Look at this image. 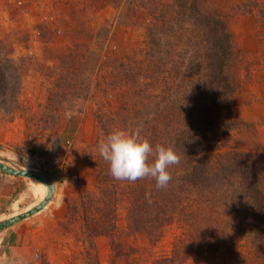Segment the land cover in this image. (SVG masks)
Instances as JSON below:
<instances>
[{
  "label": "rangeland",
  "instance_id": "1",
  "mask_svg": "<svg viewBox=\"0 0 264 264\" xmlns=\"http://www.w3.org/2000/svg\"><path fill=\"white\" fill-rule=\"evenodd\" d=\"M216 4L229 16L240 58L233 102L239 125L230 145L264 151V0ZM143 12L129 0H0V56L17 61L23 72L17 106L11 97L0 102V161L45 172L54 183L41 210L0 231V264H170L161 259L171 256L175 244L181 258L172 264H257L251 237L238 236L229 248L201 251L186 247L188 239L178 240L182 230L176 222L158 240L130 233L129 197L119 202L111 237L92 240L84 233L80 203L97 193L93 162L102 135L96 113L101 105L107 111L119 109L122 89L112 81L120 61L139 57L134 53L143 47L149 20ZM98 46L103 47L100 60ZM74 63H81L79 71L71 68ZM70 72L78 73L79 82H70L69 88L92 94L68 101L71 108L63 111L57 128L41 129L50 121L44 109L48 90L66 87L57 79ZM13 80L0 83V94L15 90ZM46 194L38 180L0 172V221L36 206Z\"/></svg>",
  "mask_w": 264,
  "mask_h": 264
},
{
  "label": "trees",
  "instance_id": "2",
  "mask_svg": "<svg viewBox=\"0 0 264 264\" xmlns=\"http://www.w3.org/2000/svg\"><path fill=\"white\" fill-rule=\"evenodd\" d=\"M129 2L135 11L145 10L149 19L145 39L134 53L139 57L120 61L112 81L122 89L119 109L107 111L101 105L98 127L102 138L115 128L139 129L153 146H172L180 163L171 167L168 186L157 188L152 177L135 182L113 178L98 155L93 162L97 193L85 195L80 203L85 235L92 240L111 237L119 202L129 197L130 233L144 232L158 240L176 222L182 230L178 240L188 239L186 247L201 251L229 248L238 236L251 237L257 264H264V151L230 145L239 125L233 102L240 86V58L228 14L216 0ZM102 49L97 48L99 60ZM2 55L0 83L12 78L16 88L2 91L0 102L4 105L11 97L17 106L23 72L17 61ZM86 62H81L83 68ZM75 63L69 68L76 72L81 63ZM70 74L57 79L66 87L48 90L44 109L50 121L41 129L57 128L71 108L68 101L92 94L69 88L70 82H79L78 73ZM175 246L161 261L172 264L181 258ZM241 258L238 254L236 260Z\"/></svg>",
  "mask_w": 264,
  "mask_h": 264
},
{
  "label": "clouds",
  "instance_id": "3",
  "mask_svg": "<svg viewBox=\"0 0 264 264\" xmlns=\"http://www.w3.org/2000/svg\"><path fill=\"white\" fill-rule=\"evenodd\" d=\"M95 150L108 163L113 178L135 182L152 177L157 188L168 186L171 167L180 163V155L172 146H153L139 129L115 128L97 142Z\"/></svg>",
  "mask_w": 264,
  "mask_h": 264
},
{
  "label": "water",
  "instance_id": "4",
  "mask_svg": "<svg viewBox=\"0 0 264 264\" xmlns=\"http://www.w3.org/2000/svg\"><path fill=\"white\" fill-rule=\"evenodd\" d=\"M0 172L5 173V174H11V175L33 177V178L37 179L38 181L43 182L48 188L47 196L42 200V202H40L39 204L34 206L32 209H30L26 212H22L18 215H14L8 219L0 221V231H1L5 228L17 223L18 221H20V220H22L28 216H31V215L35 214L36 212H38L39 210H41L49 202V200L51 198V195H52L53 190H54V183H53V179L45 172H40V171H36V170H29V169H22V168H15V167L9 166L8 164H5L1 161H0Z\"/></svg>",
  "mask_w": 264,
  "mask_h": 264
},
{
  "label": "bare ground",
  "instance_id": "5",
  "mask_svg": "<svg viewBox=\"0 0 264 264\" xmlns=\"http://www.w3.org/2000/svg\"><path fill=\"white\" fill-rule=\"evenodd\" d=\"M30 178H33V177H30ZM33 179H35V178H33ZM35 180H37V179H35ZM39 182H40V181H39ZM41 183H42V184L45 186V188L47 189V194H48V188H47V186H46L43 182H41ZM47 194H46V196H47ZM46 196H45V197H46ZM45 197H44V198H45ZM44 198H43V199H44ZM43 199H42V200H43ZM42 200H41V201H42ZM41 201H39V202H41ZM37 203H38V202H37ZM33 206H34V205H33ZM32 208H33V207H31V208H29V209H26V210L23 211V212H26V211H28V210H30V209H32ZM21 213H22V212H21ZM18 214H20V213H18ZM18 214H15V215H18ZM13 216H14V215H13Z\"/></svg>",
  "mask_w": 264,
  "mask_h": 264
}]
</instances>
